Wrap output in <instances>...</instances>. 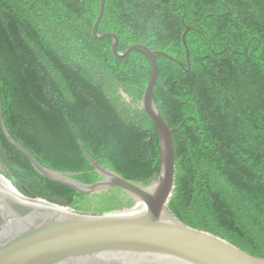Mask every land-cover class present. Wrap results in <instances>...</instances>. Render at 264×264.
I'll list each match as a JSON object with an SVG mask.
<instances>
[{"label": "trees", "instance_id": "16d2710c", "mask_svg": "<svg viewBox=\"0 0 264 264\" xmlns=\"http://www.w3.org/2000/svg\"><path fill=\"white\" fill-rule=\"evenodd\" d=\"M101 0H0V108L11 136L46 167L92 183L103 166L148 184L160 170L143 108L152 61L96 38ZM185 34L186 44L183 42ZM98 33L156 54L154 101L173 133L169 210L264 258V0H105ZM0 165L27 196L87 215L133 205L120 188L80 193L40 174L0 125ZM25 188V190L22 189Z\"/></svg>", "mask_w": 264, "mask_h": 264}, {"label": "water", "instance_id": "95a60500", "mask_svg": "<svg viewBox=\"0 0 264 264\" xmlns=\"http://www.w3.org/2000/svg\"><path fill=\"white\" fill-rule=\"evenodd\" d=\"M96 38H113L112 49L117 57H124L133 49L145 51L152 61V74L146 87L143 108L156 122L159 134L161 165L158 175L148 184L135 182L115 170L100 164L80 143L95 170L102 176L88 183L76 179L75 172H62L46 167L7 130L2 106L0 125L8 141L20 149L33 167L46 178L67 185L80 193L101 194L111 188H120L134 201L119 213L87 215L65 206L67 198L57 202L38 196L21 197L0 179V264H264V258L251 255L227 240L189 226L179 220L168 208L175 180V147L173 133L160 113L154 98L153 86L158 75L157 53L177 61L185 70L188 66L164 51L152 50L135 43L124 51L117 49L115 33H98ZM189 26L183 33V42ZM1 101V100H0ZM6 171L0 165V174ZM6 176V175H5ZM25 190L24 187H22ZM145 204L137 213L121 214L135 204Z\"/></svg>", "mask_w": 264, "mask_h": 264}, {"label": "bare ground", "instance_id": "6f19581e", "mask_svg": "<svg viewBox=\"0 0 264 264\" xmlns=\"http://www.w3.org/2000/svg\"><path fill=\"white\" fill-rule=\"evenodd\" d=\"M0 179L13 191L15 192L19 197H21L20 191L18 189V187L14 184V182L9 179L8 177H6L5 175H1L0 174ZM145 207V204L142 202H138L137 204H135V206H133L132 209L127 210L126 212H124L125 214H131V213H137L141 210H143V208ZM119 213V212H117ZM122 213V214H124Z\"/></svg>", "mask_w": 264, "mask_h": 264}, {"label": "rangeland", "instance_id": "374dc122", "mask_svg": "<svg viewBox=\"0 0 264 264\" xmlns=\"http://www.w3.org/2000/svg\"><path fill=\"white\" fill-rule=\"evenodd\" d=\"M124 212H126V211L121 212V214L124 213Z\"/></svg>", "mask_w": 264, "mask_h": 264}]
</instances>
